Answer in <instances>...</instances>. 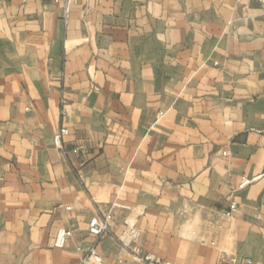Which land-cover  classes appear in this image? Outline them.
Instances as JSON below:
<instances>
[{
  "label": "crops",
  "instance_id": "0c3cea01",
  "mask_svg": "<svg viewBox=\"0 0 264 264\" xmlns=\"http://www.w3.org/2000/svg\"><path fill=\"white\" fill-rule=\"evenodd\" d=\"M63 5L0 0V264H264L259 0Z\"/></svg>",
  "mask_w": 264,
  "mask_h": 264
},
{
  "label": "built area",
  "instance_id": "2783aa9c",
  "mask_svg": "<svg viewBox=\"0 0 264 264\" xmlns=\"http://www.w3.org/2000/svg\"><path fill=\"white\" fill-rule=\"evenodd\" d=\"M75 0H64V5H63V19L64 21H67L70 7L72 3ZM261 3L263 10H264V0H259ZM67 130L64 127H61L53 136L54 143L57 146H60L61 138L64 134H66ZM249 180L244 179L242 181V185L248 183ZM235 203L232 202L229 205L228 210H226L224 213L227 216L232 215V213L235 211ZM112 216L110 211H107L105 213H102L100 215H94L90 218L89 223H88V231L89 233L95 237L96 241L100 240L103 238L109 231L110 228V220ZM71 235L70 231H60L57 241L55 242L56 246H61L63 244L64 238L68 237ZM120 242L123 246L129 249L131 255H132V262L129 264H171L165 260H162L155 256L154 254L150 253H144L142 252L138 247L131 246L129 245V242L125 239H120ZM87 257H94L95 259L99 260L98 254L96 252V247L95 245L90 247L88 249V254L86 255ZM85 258V257H84ZM236 259L231 258L228 260L225 264H235Z\"/></svg>",
  "mask_w": 264,
  "mask_h": 264
}]
</instances>
